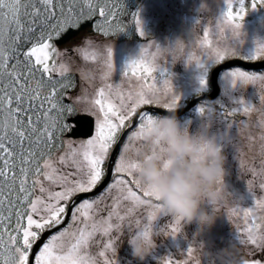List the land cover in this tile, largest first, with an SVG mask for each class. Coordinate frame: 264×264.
<instances>
[{
    "label": "snow or ice",
    "instance_id": "1",
    "mask_svg": "<svg viewBox=\"0 0 264 264\" xmlns=\"http://www.w3.org/2000/svg\"><path fill=\"white\" fill-rule=\"evenodd\" d=\"M235 2L239 8L234 12V0H227L218 27L223 26L222 31L231 27L232 36L238 38L245 0ZM258 2L264 5V0ZM256 4L254 0L252 9ZM133 19L139 35L146 36L139 13H134ZM89 20L105 37L126 30L115 0H0V264H30V254L33 264H117L106 253L115 256L120 239L117 234L122 233L126 219L130 235L149 236L158 215H167L158 198L136 178L137 163L124 155L129 140L146 141L154 122L155 116L149 111H138L142 106L158 104L156 84H148V79L155 81L152 74L157 70L161 76H170L167 68L157 69L154 63L160 45H156V53H149L151 45L142 46L139 57L126 65L125 76L129 71L141 74L144 83L139 92L125 94L118 84L112 83L100 87L90 101L97 115L94 134L78 145L69 142L65 147L61 140L65 132L72 131L67 117L74 114V108L65 101L75 82L68 67L60 62L63 54L53 41ZM203 37L201 47H209L205 59L188 55V62L194 60L201 69H206L209 62L219 64L228 57L255 60L264 55V44H258L253 55L240 56L234 43L212 48L208 29L203 31ZM91 43L87 40V44ZM79 55L85 61L98 58V52H90L88 46L80 48ZM104 64L107 79L114 69L112 47L106 49ZM226 73L233 87L238 81H264V75ZM200 82L207 83L203 77ZM172 89L171 80L165 79L164 93ZM82 99L77 98V102ZM179 102L180 97L173 95L163 107L173 112ZM238 104L241 107L232 111L249 110L243 99ZM199 111L203 114L206 109L202 106ZM133 118L135 122L129 124ZM61 150L63 154L54 156ZM155 151L154 146L151 153ZM108 161L111 163L105 169ZM250 171L257 175L254 169ZM106 174L111 176V182L99 197L73 202L71 206L66 203L74 194L92 191ZM248 185L251 193V180ZM259 187L264 189V182ZM105 196L111 203L105 216H99L97 211ZM255 203L264 208V200ZM236 214V209L229 213ZM243 216L244 227L237 236L239 244L248 248L249 256L264 253V231L256 223L253 208L243 209ZM180 225L174 220L160 232L165 234L170 228L167 235L175 237L181 231ZM46 230L50 235L32 253ZM97 246L103 250L90 251ZM238 264H264V257H241Z\"/></svg>",
    "mask_w": 264,
    "mask_h": 264
},
{
    "label": "rangeland",
    "instance_id": "2",
    "mask_svg": "<svg viewBox=\"0 0 264 264\" xmlns=\"http://www.w3.org/2000/svg\"><path fill=\"white\" fill-rule=\"evenodd\" d=\"M253 2L254 0H245V12L243 13V20L240 21L242 24L241 35L238 38L232 36L231 27H224L223 31L221 30L223 26L218 27L220 16L227 9V0H141L138 2V8L135 12L134 9L130 13L127 12L130 9H121L119 19L126 29L124 32L107 37L98 32L96 34L91 32L90 34H84L78 44L62 45L59 48L55 45L57 50L63 54L60 57V62L68 67L70 77L74 80L75 74H78L79 80H74L75 87L70 89L67 95L74 112L95 114L97 118L90 101L95 98L98 89L107 83L118 84L125 94L139 92L141 85L144 83L140 79L141 74L138 72L133 75L129 71L128 75L125 76L124 71L128 62L138 58L141 47L146 45H151L149 53H156V45L161 46L160 52L155 56L154 63L157 69L167 68L170 74L167 77L161 76L157 70L152 74L155 81L151 78L148 79L147 83H155L158 90V104H153L154 106L163 107V104L169 102L173 95H178L180 102L177 108H179L199 93L203 91L209 93L212 87L210 72L218 64L209 62L206 69H201L195 64L194 60L191 63L188 62V55L194 54L197 58L205 59L206 54L209 52L207 45L201 47L204 42L203 31L205 29L209 30L208 41L212 48L228 47L234 43L240 56L253 55L257 45L264 44V5H261L257 0L256 8L252 9ZM129 4H131V1ZM202 5H206V10H202ZM238 8L239 6L234 0V12L238 11ZM134 13H139L142 20L143 31L146 33L144 37H141L136 30L133 19ZM178 37L183 39V53L180 54L179 60L163 50V47L171 46ZM87 40L92 43L87 44ZM85 46H88L90 52H98L96 61H85L79 55V49ZM107 47L113 48L114 69L107 79H104V74L107 72L104 64ZM230 58L233 57H228L225 60ZM261 58H264V55L258 59ZM229 71H242L259 76L264 75V70L262 73H258L246 71L242 67H235L220 73L221 98L212 101H215V106L218 109L222 107L221 111L225 112L223 108L230 104L227 99L229 95V99L234 98L236 101L243 99L249 107L246 113L241 110L246 117L237 121L233 126L228 123L226 125L228 129L223 126L219 127L217 126L218 122H215L211 117L204 116L205 113L202 114L199 111L203 106L207 112H210L212 106L200 104L197 107L194 119L190 116L186 122L180 121L181 126L191 134L207 135L221 145L227 157L225 168L228 174L224 178L225 187L231 194L227 206L219 209L211 227L201 231L195 224L184 225L181 222V231L175 237L167 235L170 228L166 230L165 234L160 232V229L165 228L174 220L168 215H158L153 228V232L159 233L155 238L156 247L143 261L137 260L131 255L128 244L131 235L128 231L126 219L122 224V233L117 234L120 239L116 244L117 252L115 256L111 252L106 253L109 258L117 260V264H168L169 261L173 264L172 262L175 259H179L178 257L182 254L183 249L188 250L189 248L191 249V252H189V255L192 256L191 260L183 259L185 263L188 261L187 264H200V250L205 252L206 255H210L206 256L207 259L204 260L206 264H213V262L218 264L219 261L225 262L228 256H234L235 254L248 255V248L240 244H238L235 252H233L231 245L218 247V243L214 244L215 241L227 240L239 243L237 236L244 227L243 209L245 208H253L256 223L260 224L261 231H264V208L258 207L255 203L257 200H264V189L259 187L260 183L264 182V81L257 80L254 83L247 84L238 81L235 91V87L232 86L226 73ZM201 77L207 81L205 85H201ZM165 79H170L173 86L172 91L167 94L163 91ZM79 97L83 99L77 102ZM150 113L154 116L159 115L153 112ZM177 119L179 120V118ZM128 123L130 124L131 121ZM87 139L89 138L73 139L63 136L62 141L66 147L69 142L78 145ZM128 147L137 153H151L154 145H150L147 141L129 140ZM60 154H63L62 150L54 153V156ZM106 163L104 165L105 169L107 167ZM56 166L59 167L58 164ZM253 169L257 173L256 176H253L250 171ZM112 175L114 176L115 173ZM250 180L252 181L251 193L248 191V181ZM47 183L45 181L46 185ZM54 190L60 189L56 188ZM110 194L114 195V193ZM66 203L68 204V201ZM109 203L111 201L105 196L97 211L99 216H105ZM121 209H123V205H121ZM232 209H236L237 214L230 216L229 213ZM121 214H124L123 211H121ZM99 250L103 249L99 246L90 249L93 253H97ZM208 253H213L214 256Z\"/></svg>",
    "mask_w": 264,
    "mask_h": 264
},
{
    "label": "clouds",
    "instance_id": "3",
    "mask_svg": "<svg viewBox=\"0 0 264 264\" xmlns=\"http://www.w3.org/2000/svg\"><path fill=\"white\" fill-rule=\"evenodd\" d=\"M163 50L179 60L183 39L176 38ZM145 140L156 147L155 153H137L129 147L124 150L125 157L138 165L135 175L141 186L158 198L173 220L195 224L201 231L211 227L216 213L227 206L231 196L225 187L227 157L221 145L207 135L191 134L181 126L174 111L155 116ZM158 234L131 235L128 244L132 257L143 261L150 255Z\"/></svg>",
    "mask_w": 264,
    "mask_h": 264
},
{
    "label": "water",
    "instance_id": "4",
    "mask_svg": "<svg viewBox=\"0 0 264 264\" xmlns=\"http://www.w3.org/2000/svg\"><path fill=\"white\" fill-rule=\"evenodd\" d=\"M139 1V0H138ZM93 22L92 21H84L82 22L81 26L78 29H68L66 32L62 33L61 36L59 38H56L55 42L57 44L59 43H65L68 42L73 36H75L76 34H78L80 31L88 28V26H90ZM233 66H239V67H243L245 69L251 70V69H255V70H262V68L264 69V59L259 60V61H246L242 58H230L228 60H225L221 63H219V65L215 66L211 72H210V82L212 85L211 91L209 93H203V94H199V96L193 98L192 100L189 101V103L183 107H179V109H175L174 113L176 115V117H179L181 115L186 114L189 109L192 108V106H194L195 104L199 103L200 100L202 99H210V98H216L219 96L220 93V85H218V79L220 76V72L224 69H229L230 67ZM140 110H145V111H150L156 114H163V115H170L171 112L169 111H165V108H162L160 106H150L147 105L145 107H142V109ZM67 121L69 123H72V131H69L66 133L67 137H71V138H84V137H90L92 136L94 133V126H95V122H94V118L93 116H91L90 114L87 113H79V114H75L70 116ZM135 122V118L133 119V122ZM131 123V124H132ZM121 137L123 138V134H121ZM111 163V161H108L107 164L109 166V164ZM107 166V168H108ZM111 176H113L111 174ZM111 176L106 174V176L101 180L100 183L97 184V187H95L92 191L90 192H85V193H77L75 194L72 199L68 202V205L71 206L73 202H81L84 199H87L89 197L92 196H96L98 193H100L101 191H103L109 181L111 180ZM61 227H64V225H61ZM52 232H55L56 229H52ZM50 235V232L48 230H46L40 237V240L37 241L36 245H34L33 249H32V253H36L38 251V247L41 244L42 241H45L48 236ZM30 260V264H33V259H32V255L30 254L29 257Z\"/></svg>",
    "mask_w": 264,
    "mask_h": 264
},
{
    "label": "trees",
    "instance_id": "5",
    "mask_svg": "<svg viewBox=\"0 0 264 264\" xmlns=\"http://www.w3.org/2000/svg\"><path fill=\"white\" fill-rule=\"evenodd\" d=\"M130 1H132V0H115V2L117 4V9L121 11V9L126 8ZM198 13L199 12L197 11V14ZM236 89H237V86L235 87V91H236ZM204 92L205 91H203V93ZM229 96L227 97V99L230 102V104L226 105V107L223 108V111H225L226 113L221 111L222 107L218 109L217 106H215V101H209V100L204 101L205 105H208V106L211 105L212 106L211 107V111L210 112L206 111L204 116L211 117V119H213L215 122H218L217 126H219V127H222V126L226 127V125H228V123L231 126H233V124H236L237 121H239V120L243 119L244 117H246V115L243 114V112L241 110L232 111L233 109L240 108V106L238 104V101H236L234 98H230L229 99ZM243 97L245 99L244 95H243ZM188 117L189 116L183 117V118L179 119V121L186 122ZM192 118L194 119V116ZM226 128L228 129V127H226ZM63 136H64V134H63ZM63 136L61 137V140H62ZM100 195L101 194L97 195L96 197H99ZM96 197H92V198H96ZM217 243L219 244L218 247H228V245H231L233 247V252H235L237 250L236 248L238 247L237 245L239 244V243H236L234 241H229V240H227V241H215L214 242V244H217ZM199 253H200L199 254L200 264H206L204 260L207 259L206 256H210V255H206L205 252H203L202 250H200ZM208 254L213 255V253H208ZM109 255H111V254H109ZM191 257L192 256L189 255V251L186 250V249L185 250L183 249L182 254L178 257L179 259H175L174 262H172V263L175 264V263L179 262L180 264H183V259L186 258L187 260H191L190 259ZM214 264H215V262H214Z\"/></svg>",
    "mask_w": 264,
    "mask_h": 264
},
{
    "label": "flooded vegetation",
    "instance_id": "6",
    "mask_svg": "<svg viewBox=\"0 0 264 264\" xmlns=\"http://www.w3.org/2000/svg\"><path fill=\"white\" fill-rule=\"evenodd\" d=\"M85 31L89 32V30H85ZM83 34H85V33H83ZM83 34L79 33V35L77 37H75L73 40L69 41L68 45L69 44H72V45L78 44V41H79V39H82L81 37L83 36ZM241 257L246 258V259H248V258H250V259H260L261 257H264V253L257 252L253 256H249V255H245V254H239V255L235 254L234 256H228L225 259L226 260L225 262L219 261L218 264H238V261H239V259ZM187 263H188V261L186 263L183 261V264H187Z\"/></svg>",
    "mask_w": 264,
    "mask_h": 264
},
{
    "label": "bare ground",
    "instance_id": "7",
    "mask_svg": "<svg viewBox=\"0 0 264 264\" xmlns=\"http://www.w3.org/2000/svg\"><path fill=\"white\" fill-rule=\"evenodd\" d=\"M211 91V90H210ZM161 115H163V114H161ZM178 118V117H177Z\"/></svg>",
    "mask_w": 264,
    "mask_h": 264
}]
</instances>
